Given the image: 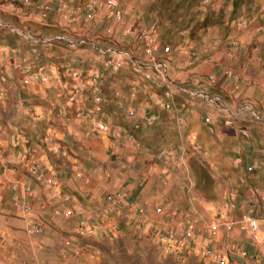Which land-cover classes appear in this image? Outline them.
Listing matches in <instances>:
<instances>
[{"label":"crops","instance_id":"1","mask_svg":"<svg viewBox=\"0 0 264 264\" xmlns=\"http://www.w3.org/2000/svg\"><path fill=\"white\" fill-rule=\"evenodd\" d=\"M124 24L140 26L126 20ZM112 28L110 36L116 34ZM121 28L136 43L127 51L111 49V55L120 57L119 62L140 58L142 44L135 34L125 33V25ZM114 43L120 44L118 39ZM170 46V79L161 85L122 79L136 84L126 88L108 79L104 90L98 79H89L87 87L81 86L83 79H75L67 90L50 77L17 79L14 72H0V264H90V238L79 229L85 219L89 235H125L134 223L161 232L174 215L195 223L173 245L181 242L186 252L190 246H201L205 256L207 247L215 249L227 264H264V242L252 240L237 224L230 230L223 225L249 214L259 221V236L264 238V104L249 100L253 97L244 95L236 79H225L218 50L209 54L214 46L205 44L199 52L197 46ZM22 48H0L2 63L9 60L5 55L23 53ZM19 59L18 67L29 70V55L20 54ZM41 68L47 71L41 65L39 73ZM209 75L217 76L216 83ZM203 93L206 97L195 96ZM24 102L31 113L19 108ZM87 108L99 111L89 118L84 115ZM130 109L137 112L134 118ZM248 112L256 118L251 128L242 124ZM152 113L158 115L152 126L133 128L134 121ZM23 118L28 121L26 131ZM98 122L109 127L106 133L97 128ZM156 126L178 131L173 137L159 132L151 141H178L183 146H144V131ZM187 149L198 163L183 169L172 166L185 159ZM163 150L168 156L157 157ZM34 162L45 168L41 181L36 180ZM15 183L18 191L12 190ZM26 185L32 192L24 195ZM205 190L218 193L217 199L204 196ZM119 191L128 193L127 202L108 210L106 197ZM15 194L20 200H13ZM25 203L31 211L25 210ZM66 211L73 214L66 217ZM216 224L219 227L212 231ZM205 237L210 241L206 245Z\"/></svg>","mask_w":264,"mask_h":264},{"label":"rangeland","instance_id":"2","mask_svg":"<svg viewBox=\"0 0 264 264\" xmlns=\"http://www.w3.org/2000/svg\"><path fill=\"white\" fill-rule=\"evenodd\" d=\"M2 1L5 6L0 5V48L10 46L18 49L22 46L23 53L30 58L28 70V67H18L19 55H23L20 51L5 55L9 59L7 62L5 59L3 64L0 59V72L5 75L10 76L14 72L17 79L27 78L39 73L40 66L44 65L47 79H56L67 90L71 89V82L79 79L75 75L77 71L83 79L81 86L87 87L89 79H98L104 90L108 88V79H113L118 87L126 88L136 85L135 82L127 84L131 82L129 79H147L134 71L130 59L124 58L119 62L120 57L116 58L109 52L114 48L129 50L136 43L133 35L124 36L121 27L112 28L109 17L102 11L94 21L84 23L83 7L90 0H45L47 4L44 0ZM11 4H15L14 9ZM119 4L125 11L126 22L152 27L156 36L168 45L173 44L174 49L179 46L194 49L193 46H197L199 52L205 44L214 46L222 58V67H226L223 73L221 69L225 79H236L239 85L241 83L244 95L253 97L249 100L256 99L259 104H264V0H119ZM73 16L76 18L74 22L71 21ZM110 28L116 34L110 36ZM116 39L119 46L114 43ZM122 79L128 82L122 83ZM12 106L18 109L16 103ZM27 107H30L28 102H24L19 108L31 113ZM248 113L249 117L242 124L251 128L256 118ZM27 123L23 118L25 131ZM100 123L106 125L105 122ZM177 131L176 127L160 126L146 130L144 146L156 150L169 146L180 148L183 145L178 141L150 140L159 132L173 137ZM181 132L184 136V131ZM194 163L198 160L193 151L187 149L185 159H177L172 166L179 165L183 169ZM163 177L167 181L169 173ZM202 194L212 200H216L218 195L212 190H205ZM55 214L59 211L56 210ZM85 221L88 224V219ZM86 223L84 228L79 225L81 231L87 228ZM132 225L125 235L111 232L110 235L86 236L90 238L86 255L90 264H212L202 254L204 248L201 246H190L186 252L181 242L173 245L169 240L162 241V231L150 230L148 224ZM208 239L204 238V245L210 243Z\"/></svg>","mask_w":264,"mask_h":264},{"label":"built area","instance_id":"3","mask_svg":"<svg viewBox=\"0 0 264 264\" xmlns=\"http://www.w3.org/2000/svg\"><path fill=\"white\" fill-rule=\"evenodd\" d=\"M3 1L0 0V3ZM27 2V0H26ZM11 8H15V4L10 5ZM61 10V8H60ZM100 11H104L106 15L109 16V21L111 27H122V25H125V33L126 34H135L137 40L142 44V56L139 57H130V61L132 62V66L134 68V71L138 73H142L145 78L144 80H151L157 85H161L166 82L167 79H170V70H171V61L170 56L173 52V49L170 45L166 44L165 41L161 40L156 36V33L149 29L146 26H139L134 27L132 25H127L125 23V13L120 7L119 0H90L87 2L83 7V16L82 19L84 23L86 22H92L95 20L97 14ZM71 21H76V18L73 16L71 18ZM127 25V26H126ZM207 49V48H206ZM215 50V47H209V54H211ZM109 52H112L111 49ZM197 55L198 53H194ZM176 69L180 70L181 67L177 66ZM47 71H45L44 68H41L40 73L31 74L26 79H40L42 81L47 80ZM230 74V73H229ZM75 75L77 78L82 79L81 73L76 72ZM208 79L212 84L216 83L217 77L214 75H209ZM203 96L206 97V95L203 94H197L195 96ZM97 104H100L102 102V99L100 97H97L96 99ZM97 111H99V108H87L84 115L89 118H94L96 116ZM136 110L130 109L129 116L134 118L136 115ZM158 115L155 113H152L150 115H146L143 118H140V120H136L133 122V128L135 130H139L142 128L150 127L154 124V122L157 120ZM207 122L210 121V118L205 119ZM98 127L103 130H107V125L103 123H99ZM168 156V152L166 150H163L159 154V158H163ZM34 169L36 170V180L41 181L44 177L45 168L41 165L36 164L34 162ZM13 191H18L19 186L15 183L12 185ZM32 192V187L30 185H26L23 189V194L27 195ZM128 193L126 191H119L114 194H109L106 197V201L108 203V210L111 207L120 206L127 202ZM14 201L20 200L19 195L13 196ZM26 211H31V206L28 204H24ZM234 208V205H232ZM66 217H70L73 213L72 211H66L65 213ZM77 214H82L81 211H78ZM195 221L192 218H178L177 216H172L169 218V220L166 222L164 227L162 228V232L160 234V237L162 241L169 240L172 242V244L175 242V240L183 235V233L186 232L187 227H192L194 225ZM238 225L241 232H243L245 235L249 236L254 241H260L264 242V238L259 236V221L254 218L253 216L249 214H242L238 218H235L231 220L230 222H225L223 225L227 229H232L234 225ZM80 226L84 228V221L81 222ZM219 227V225H212L210 229L212 231L216 230ZM36 232H41L40 228L36 229ZM91 233V230H80V234L82 236L89 235ZM206 256L210 259L211 262L214 264H227V260L215 249L212 248H206L204 250ZM258 264V263H254Z\"/></svg>","mask_w":264,"mask_h":264}]
</instances>
